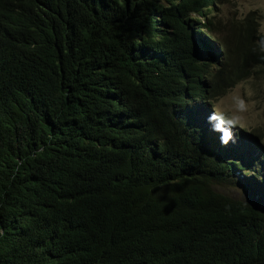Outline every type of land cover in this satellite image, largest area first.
<instances>
[{
  "label": "trees",
  "instance_id": "obj_1",
  "mask_svg": "<svg viewBox=\"0 0 264 264\" xmlns=\"http://www.w3.org/2000/svg\"><path fill=\"white\" fill-rule=\"evenodd\" d=\"M218 1L0 0V264H264L187 111L264 67L252 29L238 67L197 41Z\"/></svg>",
  "mask_w": 264,
  "mask_h": 264
},
{
  "label": "rangeland",
  "instance_id": "obj_2",
  "mask_svg": "<svg viewBox=\"0 0 264 264\" xmlns=\"http://www.w3.org/2000/svg\"><path fill=\"white\" fill-rule=\"evenodd\" d=\"M216 12L211 13L216 23L210 34L214 38L200 29L197 41L204 42L222 63L229 61L238 67L240 53L243 52L241 43L245 41L246 32L252 29L256 36H264V0H219ZM197 19L203 23L202 18ZM216 69L212 65L213 72ZM257 71V74L251 73L238 82L224 96L211 102L191 103L187 108L191 115L194 111L198 113L200 119L194 120L202 124H196L195 134L200 135L199 139L211 151L222 152V155L228 151L226 157L232 161L236 160V156L248 152V144L252 145L250 152L241 158L244 165L250 164L246 165L248 169L245 170L249 173L248 178L240 179L237 173L238 177H232V184L216 188L242 202L248 200L246 191H243L249 185L246 179H251L259 187L257 177L264 176V168L260 166L264 151V67ZM231 149L234 150L233 154H230Z\"/></svg>",
  "mask_w": 264,
  "mask_h": 264
},
{
  "label": "clouds",
  "instance_id": "obj_3",
  "mask_svg": "<svg viewBox=\"0 0 264 264\" xmlns=\"http://www.w3.org/2000/svg\"><path fill=\"white\" fill-rule=\"evenodd\" d=\"M251 149H252V145L248 144V146L246 148V152L248 151L247 153H249ZM233 151L234 150L231 149L230 150V154H233ZM226 153H227V155H229L228 151L225 152L224 154L226 155ZM247 153H243L241 155L236 156V160H234V161H239L240 163H242L241 166L243 167V170L240 171L239 168L235 169L233 171L232 177H233V175H235L236 177H238V175H240L241 176L240 179H244V177L248 178L249 173L246 172L245 170L248 169V166H246V165H250V164L244 165L245 163L241 159ZM261 158H262V154H261ZM263 161L264 160L262 159V163L261 164H263ZM237 173H239V174L237 175ZM263 177L264 176L257 177L258 180L256 182H257L258 185H260L259 187L254 185L251 182V179H246L247 182L249 183V185L246 186L245 189H243V191H246V195H247V198H248V200L243 201V202H249L252 205L257 206L262 212H264V180L262 179ZM253 180L255 181V178Z\"/></svg>",
  "mask_w": 264,
  "mask_h": 264
}]
</instances>
